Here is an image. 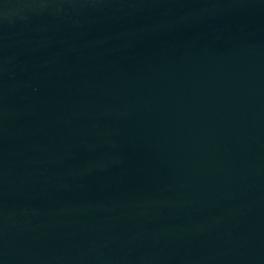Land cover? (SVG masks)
Here are the masks:
<instances>
[{
	"label": "water",
	"instance_id": "95a60500",
	"mask_svg": "<svg viewBox=\"0 0 264 264\" xmlns=\"http://www.w3.org/2000/svg\"><path fill=\"white\" fill-rule=\"evenodd\" d=\"M0 264H264V0H0Z\"/></svg>",
	"mask_w": 264,
	"mask_h": 264
}]
</instances>
